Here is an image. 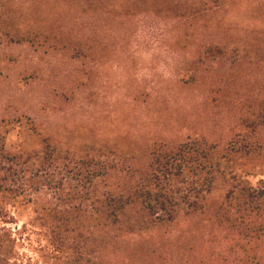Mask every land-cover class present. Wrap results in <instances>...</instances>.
I'll list each match as a JSON object with an SVG mask.
<instances>
[{"label":"rangeland","instance_id":"obj_1","mask_svg":"<svg viewBox=\"0 0 264 264\" xmlns=\"http://www.w3.org/2000/svg\"><path fill=\"white\" fill-rule=\"evenodd\" d=\"M0 146L28 181L0 193V264H222L229 230L139 196L184 146L208 206L264 181V0H0Z\"/></svg>","mask_w":264,"mask_h":264},{"label":"trees","instance_id":"obj_2","mask_svg":"<svg viewBox=\"0 0 264 264\" xmlns=\"http://www.w3.org/2000/svg\"><path fill=\"white\" fill-rule=\"evenodd\" d=\"M80 47L79 43L74 45L75 50ZM201 159L202 164L195 162L184 146L179 149L178 155L165 156L161 162L154 160L152 165L156 168L144 182L151 191L139 196L141 208L150 217L167 221H172L182 212L186 213V217L208 216L234 236L220 245L215 262L264 264V181L251 186L248 182L232 178L233 183L228 185L223 204L215 209L208 206L206 201L211 194L212 174L208 171L211 169L210 159ZM20 160L6 156L3 146H0V193L11 186H25L28 183L24 180L27 168ZM14 177L19 178V181L14 180ZM128 195L124 203L123 197L117 198V201L125 207L133 206L132 199L136 195Z\"/></svg>","mask_w":264,"mask_h":264}]
</instances>
